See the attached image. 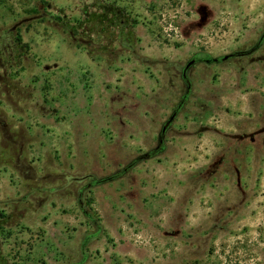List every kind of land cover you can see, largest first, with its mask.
<instances>
[{"label":"rangeland","instance_id":"obj_1","mask_svg":"<svg viewBox=\"0 0 264 264\" xmlns=\"http://www.w3.org/2000/svg\"><path fill=\"white\" fill-rule=\"evenodd\" d=\"M102 1L0 0V264H264V0Z\"/></svg>","mask_w":264,"mask_h":264},{"label":"trees","instance_id":"obj_2","mask_svg":"<svg viewBox=\"0 0 264 264\" xmlns=\"http://www.w3.org/2000/svg\"><path fill=\"white\" fill-rule=\"evenodd\" d=\"M91 8L93 12L86 10L85 18L82 21L72 24L66 17L65 19L55 17L54 24L61 28L71 45L87 51L92 57L108 53V46H103L101 43L103 40L113 43L116 36L118 40L120 39L121 44V38L125 36L131 43L129 47L125 48L136 53L138 44L135 31L136 21L130 17L126 9L116 3L102 0H96Z\"/></svg>","mask_w":264,"mask_h":264},{"label":"flooded vegetation","instance_id":"obj_3","mask_svg":"<svg viewBox=\"0 0 264 264\" xmlns=\"http://www.w3.org/2000/svg\"><path fill=\"white\" fill-rule=\"evenodd\" d=\"M186 72H187V70L185 69V70H184V72H183V75H185V74H186Z\"/></svg>","mask_w":264,"mask_h":264},{"label":"water","instance_id":"obj_4","mask_svg":"<svg viewBox=\"0 0 264 264\" xmlns=\"http://www.w3.org/2000/svg\"><path fill=\"white\" fill-rule=\"evenodd\" d=\"M191 63H189V65H190ZM172 119H170V121H171Z\"/></svg>","mask_w":264,"mask_h":264},{"label":"crops","instance_id":"obj_5","mask_svg":"<svg viewBox=\"0 0 264 264\" xmlns=\"http://www.w3.org/2000/svg\"><path fill=\"white\" fill-rule=\"evenodd\" d=\"M193 221H194V220H193ZM193 221H192V222H193Z\"/></svg>","mask_w":264,"mask_h":264}]
</instances>
